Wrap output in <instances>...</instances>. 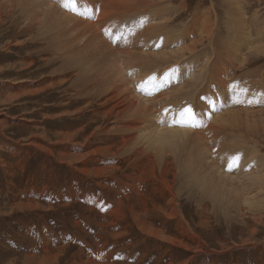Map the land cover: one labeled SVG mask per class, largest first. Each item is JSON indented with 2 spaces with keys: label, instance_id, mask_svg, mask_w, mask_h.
Returning a JSON list of instances; mask_svg holds the SVG:
<instances>
[{
  "label": "rangeland",
  "instance_id": "obj_1",
  "mask_svg": "<svg viewBox=\"0 0 264 264\" xmlns=\"http://www.w3.org/2000/svg\"><path fill=\"white\" fill-rule=\"evenodd\" d=\"M47 1L49 2V0ZM175 1L171 3L172 7L176 4H179L178 0ZM187 1L188 8L187 12H185L187 16L184 14L183 17L186 16V18L189 19L191 9L196 5L197 0ZM204 1L205 3L210 2V0ZM221 1L222 0H220V2ZM232 1L233 0H230V9L232 8L233 11L238 12V8H236L235 4L236 0L233 2ZM33 2V0H21L20 6H23V11H21L22 8L20 9V7L17 5L18 8H15L16 13L13 15V19H8V17L6 16V10L0 9V253L2 252L5 255H0V264H26V260L30 258V255L42 256L46 254L45 251L53 255L54 261L52 260V264H264V219H262L260 223L254 221L255 219H253V217L252 219H249L251 215H256L257 212L255 211V209H252L254 212L252 210H250L251 213L248 211V218L242 219L243 222H240V224L238 222V215L240 213L237 214L239 206L236 205L238 203L237 200L241 198L242 194H244L245 192H250L249 190L243 189V187H252L253 190L251 191H254L256 188H261L259 192L256 191L253 194L259 197L258 202H260L261 206H263L264 209V177H262L264 175L257 177L248 175L251 174V172L253 173V171L255 172V170L257 173L259 171L261 172L262 170L264 171V160L262 159L264 158V76H261L264 75V72H262V66H264V57H260L262 59L261 61L254 62L252 65L246 66L248 72H253V74H249L248 72H245V70H243L242 72L244 73L241 74L240 72H238L239 69H237L236 64H234V68V66H232L233 62H230L232 61L230 58H233L231 53L229 52L230 49L225 48L224 51L229 52L231 57H229L228 55L229 58H227L229 61L227 59L222 60L218 63V65L220 69H225V67L229 68V71L226 74L228 79L225 78V82L227 85H222L220 79L218 80L217 77L213 76L214 72H209L206 75L203 73H200L199 75L195 73L199 76L200 82H198V76L195 75V77H197V81L193 78L194 70H197L195 66H197V64H199V62L202 61L210 53L211 49L209 45H206V47L203 49L201 47V52L199 50L200 55H197V53L195 52L194 54H192L193 56L187 53L183 54L185 56L182 55V57H184L182 59V57L179 55L174 56V54L178 53V40H173L171 38V40L165 41L166 43H164L163 40H161L163 39L161 33L157 36L154 34L153 36L155 38L151 36V40L149 39V36L147 37V39L145 38L146 40H143L144 43L140 42V46H142L143 50L147 51L148 49L147 52H151V54L154 55H161V53L164 52L166 56L170 55L168 57H174L178 60L176 64V61H170V58L169 61L171 63H173V61L175 62L173 64L167 62V64H165V67L164 65H161L162 69L155 70L154 67L149 66V69H154V71L152 70L149 73L147 72V74H145V77L143 76L142 79H139L140 82L138 80L136 81L138 82V84H136V89H140L139 95L144 98L149 97L148 95L143 94L144 91H150L154 87H159V90L156 91L154 95H151L152 97H154L157 94L160 95L162 92L164 93V91L167 92L168 88V92L166 93V95L168 94V96L166 97L164 95V97L168 99V97H171L172 94L174 99L169 98L168 101L166 99V101L160 103V105L164 108L163 111L169 108L179 109L191 104L193 110L200 113L201 111H206L205 106L208 107L209 102H213L217 108H219L222 104L225 105L223 110H226V108H229L227 106L231 105V107L226 110V112L229 110V112L227 113L225 111L223 112L222 110H220L221 112L218 111L219 113H212L211 109H209L207 110L208 112L206 111L204 116L205 120L207 119V122L209 123L211 121L210 119H212L215 115L217 119L213 118L212 121L214 120V122H210L209 125L215 123V121L217 120L215 125L219 128L223 127L225 129L224 135L227 139H225L223 136L224 129L222 128L223 131H221V133L213 137L209 136L205 138L206 140L204 138L203 140H201L202 138L199 137L198 141L200 146L198 144V141L188 143L189 146L186 152L183 151L177 158L178 162L176 167L173 166L174 164L169 156H166L164 160L160 162V164L159 161H156L155 156H145V154L143 155L142 152L141 155L143 157H141L140 153H133L130 156L128 155V157L124 156L125 154L119 156L118 151L121 146V136L117 131H115V128L117 127L116 124L113 121H109V119L107 118L105 119V106H102L100 108V105H98V103L101 101V98H99V100H96L95 105L90 106V109L88 108L86 111H83L81 114L83 116L69 117L70 119L64 117L59 118V115L61 114H74L76 111H78L79 108L81 109L84 106L83 104H87L88 102H90L91 99H89L88 96L90 97L91 93H86L87 88L85 87L86 89H83V85L80 86L82 84L81 78H83L86 73L83 74L84 76L82 77L77 76L79 74L75 71L74 68V70H71L72 67L69 65L71 61L67 58L66 55L64 58V55L55 56L56 53L51 52V49L54 51L53 45H56L55 42L58 41H56V37H53L56 36V31L53 30V32H48L52 25L49 23H52L53 16L55 18L63 11L73 18L89 19L92 17L94 6L93 8H91L88 5V3H91V1H88L87 3L86 0H75V7L77 11L74 12L70 11L68 8L63 7L62 3L59 2V0H50L52 4L54 3L53 6H51V8L47 7L42 11V13L40 14V21L34 23L33 29L30 31L22 30L16 22L18 21L19 23L21 22V20H23V14L25 13L24 11H27L28 9L27 12H29V10L33 6L36 9L39 8V12L41 10L42 3ZM243 2H246V4L244 3V5L246 6H243L241 4L240 9H243L244 13L240 9L239 10L242 12L241 15L244 14V16L242 17H245V21H240V26L232 27L230 29V32L231 35L233 34V32H235L238 37L244 39L243 41H245L246 39V37L244 36L247 32L248 34L250 33L249 35L246 34L248 39L251 37V35L253 36L251 37L252 39H249L251 41H248L252 44H249L248 42H241V47L238 52L241 56H248L254 54L253 52L250 53V50L254 47L257 48L260 46H264V44L259 43L258 45L256 43H254L255 45H253L252 41L256 39L259 33L257 34L253 29L257 28L255 27L256 25H254V23H248L251 20V16H254L251 21H256L258 24L259 22H262V24H264V0H244ZM233 4L235 5L233 6ZM30 5L32 6L31 8ZM218 6L220 5L218 4ZM25 8L27 9L24 10ZM232 9L230 11L231 17H233L234 15L235 17H237L236 13H234ZM94 10L95 14L98 15V12L100 11L99 5L96 7V9L94 8ZM151 10L156 9H149L145 12H151ZM217 10V16L220 14L217 22L219 24V29H221L220 23L223 22L221 20V17L224 16L225 12H223L220 7H217ZM18 12H21L20 16H17V14H19ZM238 14L240 15L239 12L237 13V15ZM186 18L184 19L185 22L187 21ZM116 20L114 24L104 25L100 29V35L110 44L112 48L118 47L119 49L116 48V50L117 52L119 50V53L121 54L120 51L124 50L121 48H126L130 46L133 34H129L128 28L122 27L124 25H116L120 21L125 20L124 18L122 20ZM138 20L131 21L126 25L135 24L136 22H138ZM133 29L135 31L134 27ZM177 29L179 28H175V32H177ZM222 30H220V32L224 33L225 30ZM116 32H123L125 33V36L121 37L116 43H113V39L115 37ZM106 33H111V35ZM171 33L173 32L171 31ZM51 35H53L52 38ZM173 35L174 34H171V36ZM151 42L154 43L152 44ZM161 44H166V46H161ZM157 45L160 46L156 47ZM57 46H59V44H57ZM154 46L157 50L153 48ZM170 46L172 48H169L168 51L167 48ZM172 49L174 51H172ZM216 49H218L219 51L218 47H216ZM154 50L156 51L154 52ZM51 53L54 54V58ZM75 54L77 56L80 55L77 53ZM81 54L82 56L84 55L86 57L85 58L83 56L82 58V61L85 62V65H90L91 63L90 66H93L91 54L88 52ZM76 55H74L73 60H76ZM57 57L59 59L56 60ZM247 58L249 59V56ZM39 59L44 60V62L40 64ZM45 61L48 64H46ZM67 61H69V63ZM141 61L136 63V65L139 64V66H135V69L129 72L136 74L137 71L141 68V66L144 65V63H142ZM61 63H63V65L66 64L65 69L67 71L64 69V66L63 68L61 67ZM167 65L169 67H167ZM177 66H179V75L181 79L179 80V82H170L167 83L166 86H164L166 84V81L171 80V77H166L165 74L168 73L171 69L176 68ZM216 66L212 69H215ZM67 67L69 69H67ZM230 68L233 69L231 70ZM189 69H191L190 76L189 74H187ZM53 70L56 71L54 72ZM93 70L94 69L90 71L94 72ZM61 71L62 73H60ZM230 71H234L232 74V78L230 77ZM48 72L50 73V75ZM129 72L126 73L127 78H129L128 76H131L129 75ZM74 73L75 75H77L75 76ZM80 74H82V72ZM188 76L189 78L191 76L193 77L192 79H188ZM60 77L63 80H60ZM76 77L78 83L80 81L81 84L78 85L77 80L75 79ZM153 77H155L154 81L151 80V78ZM200 77H203V79L205 80L203 81V84H201L202 79H200ZM64 80H66L65 84L62 86L59 85ZM43 81L45 83H43ZM259 81L262 84H259ZM184 82H187V84H184L186 85L185 89L184 87H181V85L184 86ZM199 83L203 86H199ZM67 84H69V88L65 87L67 86ZM74 84L81 88L74 86ZM174 84H178L180 87H176L180 88V90H182L184 94L180 92L179 89L177 92V89ZM195 84H198V86H195ZM233 84H239L241 87L247 88V93L244 97H242V99H255L254 102L260 101V104L255 102V104L253 103L252 108L251 105L249 106L246 104H241L240 106L239 104L238 107L240 106V109L237 108V104H232L231 102L232 93L229 91V86ZM131 85L132 83H130V86ZM190 85H192V87ZM193 85L195 86L194 90H196V92L192 93L191 90L193 89L191 88H193ZM10 86H12V88H10ZM133 86H135L134 82ZM170 86H174V88ZM35 87L36 90L38 89L37 92H35L34 90ZM73 89L75 90L72 93ZM77 89L79 90V92ZM173 89H175L176 92ZM183 89L185 90V92ZM250 89L254 93L253 95ZM186 90L187 92H191L192 94L187 93ZM80 92H82V94L85 92V96L81 95ZM75 93L78 96H76ZM181 93L183 95H181L182 97L185 96L184 98L180 96ZM70 94L73 95L69 96ZM80 96V99L77 98ZM189 97L192 98H190V100H185ZM201 97H206L207 99H201ZM178 99L180 101L179 103H177ZM80 102L82 103V105ZM73 104L78 105L76 107ZM243 105H246V107L250 108L248 109ZM259 105L261 106V108ZM56 108H58L60 111ZM70 108L72 109V111ZM245 108L246 111L249 110L248 113L245 111ZM255 108L259 109L257 110L258 113L256 111H252V109L254 110ZM230 109H234V111H237V113L233 110L231 111L234 113L230 112ZM250 109L254 113H252ZM156 113L158 112L155 110V113L153 114V119L154 117H156ZM216 114H218V116ZM210 115L211 118H209ZM91 118L94 119L93 122H96L97 126L101 127V132L103 131L104 134L100 132L102 135L98 134L100 136H95V138L93 137L90 141L83 142L84 139H88L87 137L89 135H86L87 137L85 136L84 139H81L80 136L75 135L74 132L78 128L86 125ZM226 130L228 132L230 131L229 133L233 135L230 136V138H234V140L230 139L231 142H228L229 133L227 134ZM234 130L235 132H232ZM133 132H131L129 135V138L131 139V146L133 148L137 147L139 144L142 145H139L137 148L146 146V143H148V136L145 134L146 131L141 130L140 132H135L134 134ZM237 132L241 133L237 134ZM53 134H56L57 136L61 137V139L56 140V137ZM65 136L68 137L67 140H63L62 137ZM136 136L140 138L138 139ZM214 137L217 138L215 139ZM259 137L262 138L263 141L260 142ZM222 138L224 140V143L221 144L225 145L226 142L225 147L220 144V142H222ZM241 138L242 141L240 140ZM211 139L212 143L209 142ZM246 139H248V142L246 141ZM254 139H256L257 141ZM138 141L140 143H138L137 145ZM234 141L235 143H233ZM66 142L70 144H67ZM143 142L145 143V145ZM236 142H238V146L239 143L241 145L239 149L237 146V149H235L236 147H234V144L237 145ZM192 143H194L195 145H193ZM207 143H209V145ZM227 143H230V145L233 143L232 145L234 146L231 145L230 148L233 147L234 149H228ZM245 143L246 148L243 149L242 146H244ZM253 143H256L257 145L254 144L255 147L249 149V147L252 146ZM196 145H198L199 148ZM203 145L204 147H207L206 150L209 149V152L204 153L202 156L201 150H204V152H206L205 148L201 149ZM192 148H196L201 152V154L199 151L195 149L193 150ZM88 149L92 151H97L98 153L95 152V155L92 154L86 158L79 159L76 161L73 160V162H71L72 155L75 156L73 157V159L79 158L80 155H83L87 151H89ZM191 149L193 150V152L197 151V153L201 155L200 159H203L201 157L207 156L206 154H208V156L204 157L203 160H200L198 159L199 155L195 154V152L193 153ZM224 149L229 150V152L231 150L234 151H231L230 154H228V151H224ZM72 150L74 153H72ZM109 151L111 152L109 153ZM221 151L225 152L226 154ZM235 151L237 153L243 154L241 156H245L246 159H248L244 161V164L246 163L245 165L243 164L245 167L240 164L241 167H239V170H237L238 173H235L236 170H234L233 173L225 171V173H227L228 175H224L225 173L223 172L226 167L222 166V164L225 163L227 166L228 157L236 155L237 153H234ZM232 152L234 153V155ZM220 153H222L223 155ZM244 153L247 154L245 155ZM258 154L259 156L255 157V155ZM111 156L112 158H110ZM215 156L217 157V159ZM251 156L253 159L251 158L250 160ZM61 157L65 158V160H63ZM137 157L138 159H135ZM207 158L213 161L211 162L210 160H205ZM256 158L259 159L257 160ZM242 159L245 158H241V160ZM217 160L219 161L217 162ZM254 160L257 161L255 162ZM198 161L200 163H198ZM201 161L206 166L203 165ZM215 161L218 164L221 163V165L217 164L219 166V169H216L217 166L214 163ZM151 162H155L154 164L156 168ZM64 163L67 164V166ZM181 163H183L185 166ZM169 164H171L170 167L168 166ZM194 164L197 166H195ZM201 164L203 166H201ZM213 164H215L214 168L216 170H213ZM252 164H255L256 166L253 165L254 168L251 167L249 170H247L248 172H250V170L253 169L250 173L244 171L245 168ZM258 164L260 166H258ZM111 166L113 167L111 168ZM181 166H184V169H181ZM104 167H107L108 169ZM195 167H197L198 169ZM89 168H97V170L99 169L98 171H100V173L94 176V174H91L92 169L90 170ZM84 169H86V171L88 169L90 172H86ZM100 169H104L105 172H103L102 170L101 173ZM106 169L108 171H106ZM167 169L170 171H167ZM220 170L223 172H221ZM240 170L241 173H239ZM183 172L186 174H183ZM159 175L161 178L159 177ZM179 175L183 177L180 178ZM186 175H188L189 178L188 176L186 177ZM193 175H195V177ZM210 176H212V178ZM144 177H146L147 179ZM175 178L176 180H174ZM259 178L262 179L261 183L259 182ZM194 179L197 181V183L193 181ZM201 179L203 180L201 181ZM207 179H210L209 181H212L213 184L209 181H206ZM160 182H163V186L162 184H160ZM182 182L184 183L182 184ZM175 183H177L178 185ZM195 184H197L198 187L201 184L198 188L201 189L198 190L197 187H194L196 186ZM129 185L130 187L128 188ZM170 185L171 187L173 186V192L175 191L174 193L176 201L180 205L182 204L181 206L183 209H181V214L184 218L183 220L185 222V225H183V223H179L177 219L166 217L167 205L165 204V202L167 203L168 201L169 191L167 190H170ZM209 185H213V187L215 186V190L220 192L219 194L217 192V197L215 196L213 202L212 198H210L211 196L207 194V191L210 187ZM229 186L230 188H228ZM132 187H135V189L132 190ZM204 187L206 189L205 191ZM149 189L150 192L148 191ZM221 193H226V195H222ZM239 193H241V195ZM125 197H127V199ZM208 199H211V201ZM260 199L263 201H260ZM217 200L219 201L218 203ZM220 201H222V205L220 204ZM199 202L201 205L199 204ZM210 202L214 204H211ZM198 206L200 208L202 206L203 207L199 209ZM118 211L120 212V214L118 213ZM159 211L161 212L158 213ZM151 213L155 216L153 218L154 220L152 218H148L150 217ZM140 222L144 223L141 224ZM143 224L145 226H148V228L145 227ZM122 225H124L126 229L124 226L122 227ZM113 231L119 236L114 235L115 233ZM110 234H112V236H110ZM168 242L172 244L170 245ZM78 247H80L82 250ZM73 254L75 255V257L73 256ZM76 254L78 256H76ZM108 254L110 257L108 256ZM71 255L74 257V259ZM91 258L92 261H90ZM14 259L17 260L15 262H12Z\"/></svg>",
  "mask_w": 264,
  "mask_h": 264
},
{
  "label": "bare ground",
  "instance_id": "obj_2",
  "mask_svg": "<svg viewBox=\"0 0 264 264\" xmlns=\"http://www.w3.org/2000/svg\"><path fill=\"white\" fill-rule=\"evenodd\" d=\"M20 1L21 0H0V9H5L6 10V16L8 17V19L9 18H12L13 17V15L16 13L15 12V8L17 9L18 7H17V5L20 7V9L23 7H21L20 6ZM29 1H31V0H29ZM34 2L33 3H35V2H41L42 3V6H41V10H40V12H39V8L38 9H36L34 6L32 7L31 5H30V10H29V12H27L28 11V9L27 8H25L24 10H26L27 9V11H24L23 13V20H21V22H19L18 23V21L16 22L17 23V25L20 27V29H22V30H28V31H30V30H32L33 29V25H34V23H36V22H39L40 21V14L42 13V11L45 9V8H51V6H53V4L50 2V0H49V2L47 1V0H33ZM88 1H91V3H88ZM175 1V0H174ZM173 0H86V2L88 3V5L91 7V8H93V6H94V8L96 9V7L99 5V8H100V11L98 12L99 14L98 15H96L95 14V10H94V8H93V14H92V17L91 18H89V19H82V18H79V19H77V18H73V17H71V16H69L68 14H66L64 11L62 12V13H60L58 16H56L55 18H54V16H53V21H52V23H49V24H52L51 25V27H50V29H49V31L48 32H50V31H52L53 32V30L54 31H56L57 32V34H56V32H55V34H56V36H53V35H51V38H52V36L55 38V39H57L56 41H58V42H55V44L56 45H53V49H54V51L51 49V52H53V53H56V55L55 56H57V55H60V56H62V55H64V58H65V55L67 56V58L71 61V63L69 64L72 68H71V70H74L75 69V71L79 74V75H77V76H84L83 74H85L86 73V75L83 77V78H81V81H82V84L80 83V81H79V83H78V80H77V77L75 78L76 80H77V83H78V85L79 84H81L80 86H82L83 85V89H86L87 91H86V93H91L90 94V97L88 96V98L89 99H91L90 100V102H88L87 104H83L84 106L80 109H78V111H76L74 114H68V113H65V114H61V115H59V118H61V117H64V118H69V117H74V116H76V117H79V116H83V115H81L82 114V112L83 111H86L90 106H92V105H95V103H96V100H99V98H101V101L98 103V105H100V108L102 107V106H105V110H104V117H105V119L107 118V119H109V121H113L115 124H116V128H115V131H117L118 133H119V135L121 136V146H120V148H119V156L120 155H122V154H125L124 156H127L128 157V155L130 156L131 154H133V153H137V154H139L140 153V155H141V152L143 153V155L145 154V156H149V155H153V156H155V159H156V161H159V164H160V162H162L163 160H164V158L166 157V156H169L170 157V159H171V161L173 162V166H177V158L180 156V154L183 152V151H185L186 152V150H187V148H188V143H190V142H195V141H198V139H199V137L200 138H202L201 140H203V138L205 139V138H207V137H209V136H215V135H217V134H219V133H221V131H223V129L222 128H219L218 126H216L215 124H216V121H215V123H213V124H210L209 125V123L211 122H214V120L212 121V119L213 118H215V119H217L216 117H215V115L213 116V118L212 119H210L211 121L208 123L207 122V119L205 120V123H206V126L203 128V129H201V130H192V129H186V128H179V127H158V126H156V124H155V118L156 117H154V119H153V114L155 113V110L159 113V112H161V111H163V107L160 105V103H162V102H164V101H166V99L167 98H165L164 97V95L167 97L168 96V94L166 95V93L168 92V88H167V92H165L164 91V93L162 92L160 95H156V96H154V97H146V98H144V97H141L140 95H139V92H140V89H136V84H138V82H136L137 80L139 81V79H142L143 78V76L145 77V74H147V72L149 73L150 71H154V69L155 70H157V69H162L161 68V65H164V67H165V64H167V62H170V61H172V60H175V61H173V63L175 62L176 64H177V60L178 59H176V58H174V57H168V56H170V55H167L166 56V54L163 52V53H161V55H154V54H151V52H147L148 51V49H147V51L146 50H143V48H142V46H140V42H143V40L146 38L147 39V37L149 36V39L151 38V36L152 37H154L153 35L155 34L156 36L157 35H159L160 33L162 34V36H163V39H161V40H163V42L164 43H166L165 41H168V40H171V38L173 39V40H178V43H177V50H178V53H176V54H174V56H181L182 57V55L183 54H189V55H192V54H194V52L195 53H197V55L199 54V50L201 49V47H202V49L203 48H205L206 47V45H209V47H210V49H211V51H210V53L202 60V61H200L199 62V64H197V66H195V68L197 69V70H194V74H193V76H191L190 78H189V76L191 75V74H189V76L187 77L188 79H192V77L196 80V78L197 77H195V75L196 74H207V73H209V72H214V74H213V76H215V77H217L218 78V80L220 79V82H221V84L222 85H224V86H226L227 84H226V82H225V78L226 79H228V77H227V72L229 71V68H226L225 66V69H220V67H219V65H218V63L220 62V61H222V60H228V58L229 57H231L230 56V54H229V52L231 53V55H232V57L233 58H230L232 61H230V62H233L232 63V66H234V68H235V65L234 64H236V67H237V69H239L238 70V72H240L241 74L242 73H244V72H242L243 70H245V72H248V70H247V68H246V66H248V65H252L254 62H259V61H261L262 59L261 58H263L264 57V46H260V47H254L253 49H251L252 48V46H251V50L250 49H248V50H250V53L251 52H253L254 54L253 55H248L249 56V59L247 58L248 56H241V55H239V49H240V47H241V42H248V41H251V40H249V39H252L251 37H253L252 35H251V37L248 39V37L246 36V34H248V32L245 34V36L244 37H246V39H245V41H243L244 39H241L240 37H238L236 34H235V32H233V34L231 35V32H230V29L232 28V27H235V26H240V24H241V22L240 21H245V17H242V16H244V14L243 15H241L242 14V12L244 11L243 9H240V5L242 4L243 6H246V5H244V3L246 4V2H243L244 0H233V1H235V4H236V8H238V12L240 13V15L238 14L237 15V13L238 12H236V11H233V9H232V11L234 12V13H236V16L237 17H235V15L233 16V17H231V9H230V0H222L221 2H220V0H210V2L209 3H205V1L204 0H197V3H196V5L191 9V12H190V16H189V19L188 18H186V14H185V12H187V8H188V6H187V0L185 1V0H178V3L179 4H176L175 6H171V3L172 2H174ZM232 1V2H233ZM176 2V1H175ZM208 4V5H207ZM218 4L220 5V6H218ZM235 4H233V6L235 5ZM39 6V5H38ZM96 6V7H95ZM217 7L219 8H221L222 10H223V12H225V14H224V16H222L221 17V20L223 21V22H221L220 23V25H221V29H219V24H218V17H219V15L217 16V14H218V10H217ZM244 8V7H243ZM149 9H156V10H151V12H145V11H148ZM189 9V10H190ZM242 11H240V10ZM60 10V9H59ZM236 10V9H235ZM20 11V10H19ZM21 11H23V8H22V10ZM232 12V13H233ZM248 12V11H247ZM19 13V12H18ZM244 13V12H243ZM3 14H4V12H3ZM184 14L186 15L185 17H183L184 16ZM248 14V13H247ZM20 16L21 15V12L19 13V14H17V16ZM253 15H255V14H253ZM141 17H146L147 18V22H144L143 24H142V26H140V23H139V20H140V18ZM253 17L254 16H251V20L253 19ZM125 19V20H122V19ZM187 19V21L185 22L184 21V19ZM13 19V18H12ZM44 19V18H43ZM46 19V18H45ZM122 20V21H120L119 23H117L116 25H126L127 23H129V22H131V21H135V20H138V22H136L135 24H131V26H133L134 28H135V33L132 35V42H131V44H130V46H128V47H126V48H121V49H124V50H122V51H120L121 52V54L119 53V50H118V52H117V50H116V48H118V47H116V48H112L111 46H110V44L105 40V39H103L102 37H101V35H100V29L104 26V25H106V24H114L115 23V20ZM249 19V18H248ZM116 20V21H117ZM250 20V22H248L249 24L250 23H254V25H256L255 27H257V28H253L254 30H255V32L258 34L259 33V35L256 37V39H254L252 42H253V45H255L254 43H256L257 45H258V43L259 44H264V24H262V22H259V24L255 21V22H253V21H251ZM257 20V19H256ZM49 22V21H48ZM247 23V22H246ZM1 25V24H0ZM40 25V24H39ZM247 25V24H246ZM246 25H243V26H246ZM49 26V25H48ZM248 26V25H247ZM251 26V25H250ZM179 28V29H177V32H175V28ZM49 28V27H48ZM225 30L224 31V33H221L220 32V30ZM246 29H247V27H246ZM257 29V30H256ZM39 30V29H38ZM222 30V31H223ZM21 31V30H20ZM42 31V30H41ZM171 31L173 32V33H171ZM239 31V30H238ZM246 31H248V30H246ZM44 32V31H43ZM51 32V33H52ZM255 33V34H256ZM39 34H40V32H39ZM171 34H174L173 36H171ZM250 34V33H249ZM248 34V35H249ZM49 35V34H48ZM230 36H231V38H230ZM240 36V35H239ZM242 36V35H241ZM43 37V36H42ZM61 37H63V38H61ZM167 37H169V38H167ZM155 38V37H154ZM160 38V37H159ZM44 39V38H43ZM46 39H48V38H46ZM145 39V40H146ZM151 40V39H150ZM28 41V40H27ZM26 41V42H27ZM38 41V40H37ZM47 41V40H46ZM53 41V40H52ZM173 42V41H172ZM47 43V42H46ZM144 43V42H143ZM143 43H142V45H143ZM146 43V42H145ZM152 43V42H151ZM154 43V42H153ZM152 43V44H153ZM171 43V42H170ZM249 44H252V43H250V42H248ZM27 44V43H26ZM28 44H29V42H28ZM50 44V43H49ZM53 44V43H52ZM51 44V45H52ZM57 44H59V46H57ZM247 44V43H246ZM165 46H166V44H164ZM164 45H162L161 44V46H164ZM168 45H170V44H168ZM167 45V46H168ZM248 45V44H247ZM16 46V45H15ZM160 46V45H159ZM204 46V47H203ZM157 47V46H156ZM172 47H173V44H172ZM171 46L170 47H168L167 48V50L169 49V48H172ZM216 47H218L219 48V51H218V49H216ZM245 47V46H244ZM249 47V46H248ZM48 48H51V47H48ZM153 48H155V46L153 47ZM166 48V47H165ZM199 48V49H198ZM225 48H228V49H230V51L229 52H225L224 50H225ZM263 48V49H262ZM119 49V48H118ZM120 49V50H121ZM146 49V48H145ZM156 49V48H155ZM161 49V48H160ZM176 49V48H175ZM197 49H198V51H197ZM246 49V48H245ZM261 49H262V51H261ZM40 50V49H39ZM50 50V49H49ZM150 50V49H149ZM157 50V49H156ZM156 50H154V52L156 51ZM158 50H159V48H158ZM242 50H243V48H242ZM152 51V50H151ZM169 51V50H168ZM172 51H174L173 49H172ZM197 51V52H196ZM207 51H209V50H207ZM245 51H247V50H245ZM44 52V51H43ZM86 52H88V53H90L91 54V58H92V62H93V66H90L91 65V63L90 62H88V63H90V65L89 64H86L85 65V62L84 61H82V58H83V56H82V54L81 53H86ZM123 52H125V53H123ZM159 52H160V50H159ZM186 52V53H185ZM200 52H201V50H200ZM221 52V53H220ZM75 53H77V54H80V55H76ZM205 53H206V51H205ZM240 53H241V51H240ZM243 53V52H242ZM249 53V54H250ZM39 55V54H38ZM51 55H53V58L55 57L54 56V54H52L51 53ZM74 55H76V60H73L74 59ZM200 55V54H199ZM228 55H229V57H228ZM245 55V54H244ZM86 56H87V54H86ZM183 56H185V55H183ZM193 56V55H192ZM195 56V55H194ZM204 56V55H203ZM35 57V56H34ZM85 57V56H84ZM89 57V58H90ZM168 57V58H167ZM180 57V58H181ZM228 57V58H227ZM243 57V58H242ZM261 57V58H260ZM66 58V59H67ZM86 58V57H85ZM171 58V59H170ZM184 57H182V59H183ZM186 58V57H185ZM189 58V57H188ZM49 59V58H48ZM52 59V58H51ZM57 59H59L58 57L56 58V60ZM88 59V58H87ZM169 59H170V61H169ZM47 60V59H46ZM55 60V59H54ZM61 60V59H60ZM91 60V59H90ZM142 60V61H141ZM186 60V59H185ZM39 61H40V64L41 63H43L44 62V60H42V59H39ZM63 61V60H62ZM61 61V62H62ZM139 61H141L142 63H144V65H142L141 66V68L137 71V73L136 74H132L131 76H128L129 78H127V76H126V73L127 72H129V71H131V70H133V69H135V66H139V64H137L136 65V63L137 62H139ZM180 61V60H179ZM229 61V60H228ZM46 62V61H45ZM51 62V61H50ZM68 63H69V61H67ZM84 62V63H83ZM188 62V61H187ZM171 63V62H170ZM173 63H171V64H173ZM46 64H48L47 62H46ZM62 64V68H63V66H64V69H65V66H66V64H64L63 65V63H61ZM146 64V65H145ZM185 64V63H184ZM77 65V66H76ZM217 65V66H216ZM149 66L150 67H154V69H149ZM174 66V65H173ZM216 66V68L215 69H212L213 67H215ZM230 66V65H229ZM92 67H94V68H92ZM164 67H163V69H164ZM167 67H169L168 65H167ZM167 67H166V69H167ZM223 67V66H222ZM41 68V67H40ZM48 68V67H47ZM57 68V67H56ZM55 68V69H56ZM74 68V69H73ZM194 68V69H195ZM51 69V68H50ZM67 69H69L68 67H67ZM92 69H94L93 71L94 72H92V71H90V70H92ZM231 69V68H230ZM233 69V68H232ZM231 69V70H232ZM263 69H264V66H262V72H264L263 71ZM60 70H63V69H60ZM66 70V69H65ZM54 72L56 71V70H53ZM52 71V72H53ZM67 71V70H66ZM69 71V70H68ZM127 71V72H126ZM135 71V70H134ZM160 71V70H159ZM197 71V72H196ZM252 71H256V70H252ZM82 72V74H80ZM191 72V71H190ZM233 72L234 71H230V77L232 78V74H233ZM262 72H260V73H262ZM49 73V72H48ZM57 73V72H56ZM55 73V74H56ZM60 73H62V71L60 72ZM64 73V72H63ZM161 73H163V72H161ZM196 73V74H195ZM249 73V72H248ZM253 74V72H250L249 74ZM259 73V74H260ZM58 74V73H57ZM65 74H66V72H65ZM235 74V73H234ZM256 74V73H255ZM49 75H50V73H49ZM52 75V74H51ZM74 75H75V73H74ZM75 75V76H76ZM198 75H196V76H198ZM229 75V74H228ZM245 75H246V73H245ZM46 76V75H45ZM74 76V77H75ZM201 76V75H200ZM202 76H204V75H202ZM234 76V75H233ZM236 76H237V74H236ZM239 76V75H238ZM240 76H242V75H240ZM261 76H264V75H261ZM260 76V77H261ZM44 77V76H43ZM73 77V78H74ZM147 77V76H146ZM206 77V76H205ZM229 77V78H230ZM235 77V76H234ZM245 77V76H244ZM48 78H49V76H48ZM53 78V77H52ZM61 78V77H60ZM65 78V77H64ZM79 78V77H78ZM207 78V77H206ZM41 79V78H40ZM56 79V78H55ZM187 79V80H188ZM200 79H202V83L201 84H203V81H205L204 79H203V77L201 78L200 77ZM235 79V78H234ZM47 80V79H46ZM52 80V79H51ZM54 80V79H53ZM57 80V79H56ZM60 80H63L62 78L60 79ZM70 80V79H69ZM185 80V79H184ZM198 80H199V76H198ZM207 80V79H206ZM237 80V79H236ZM262 80V79H261ZM58 81V80H57ZM143 81V80H142ZM182 81V80H181ZM192 81V80H191ZM194 81V80H193ZM197 81V80H196ZM227 81V80H226ZM231 81H232V79H231ZM256 81V80H255ZM257 81H258V79H257ZM52 82V81H51ZM65 82H66V80H64V81H62L59 85H64L65 84ZM68 82V81H67ZM70 82V81H69ZM133 82L135 83V86H133ZM140 82V81H139ZM187 82H189V81H187ZM187 82H184L183 83V85L184 84H187ZM198 82H200V80L198 81ZM197 82V83H198ZM216 82V81H215ZM214 82V83H215ZM43 83H45L44 81H43ZM57 83V82H56ZM75 83V82H74ZM130 83H132V87L130 86ZM190 83H192V82H190ZM193 83H195V82H193ZM206 83H207V81H206ZM229 83V82H228ZM254 83V82H253ZM261 82L259 81V84H260ZM40 84H42V83H40ZM69 84H71V83H69ZM69 84H67V86H65L66 88L69 86ZM189 84V83H188ZM200 83H199V86L201 85ZM262 84V83H261ZM44 85V84H43ZM49 85V84H48ZM208 85V84H207ZM257 85V84H256ZM74 86H77V85H75L74 84ZM174 86L176 87H180L178 84L177 85H175L174 84ZM174 86H170V87H172V88H174ZM186 85H184V86H182L181 85V87H184V89L186 88L185 87ZM191 87H192V85H190ZM195 86H198V84H195ZM194 85H193V88H191V89H193V90H191V92L193 93V92H196V90H194L195 87ZM203 85H201V87H202ZM229 86V85H228ZM14 87V86H13ZM47 87V86H46ZM65 87H63V88H65ZM71 87V86H70ZM77 87H79V86H77ZM86 87V88H85ZM170 87H169V89H170ZM176 87V89H177V92H178V89L180 90V88H177ZM247 87V86H246ZM253 87V86H252ZM10 88H12V86H10ZM9 88V89H10ZM41 88V87H40ZM69 88V87H68ZM72 88H74V87H72ZM79 88H81V87H79ZM78 88V89H79ZM197 88V87H196ZM251 88V87H250ZM262 88V87H261ZM34 89V88H33ZM76 89V88H75ZM75 89H73L72 90V93L74 92V90ZM77 89V90H78ZM183 89V90H184ZM199 89H200V87H199ZM198 89V90H199ZM205 89V88H204ZM247 89V88H246ZM35 92H37V90H36V87H35ZM34 90H33V92H34ZM43 90V89H42ZM48 90V89H47ZM46 90V91H47ZM171 90V89H170ZM173 90H175V89H173ZM251 90V89H250ZM254 90V89H253ZM80 91H82V90H80ZM78 92H79V90H78ZM171 92H172V90H171ZM175 92H176V90H175ZM180 92H182V90H180ZM184 92H185V90H184ZM186 92H187V90H186ZM189 93V92H187V93H189V94H192V93ZM251 92H252V90H251ZM81 93V95H84L85 94V92L82 94V92H80ZM183 93V92H182ZM182 93L180 94V96L182 95ZM202 93V92H201ZM209 93V92H208ZM256 93H257V90H256ZM36 94V93H35ZM68 94H69V92H68ZM76 94V93H75ZM170 94V93H169ZM177 94H179V93H177ZM184 94V93H183ZM198 94V93H197ZM254 93L252 92V95H253ZM71 95H73V94H70L69 96H71ZM186 95V94H185ZM259 95V94H258ZM68 96V95H67ZM76 96H78L77 94H76ZM85 96V95H84ZM177 96V95H176ZM183 96V95H182ZM181 96V97H182ZM196 96V95H195ZM198 96V95H197ZM210 96H212V95H210ZM232 96V95H231ZM74 97V96H73ZM185 97V96H184ZM184 97H182V98H184ZM187 97V96H186ZM230 97V96H229ZM75 98V97H74ZM77 98H81V96L80 97H77ZM87 98V99H88ZM169 98H173L174 99V97L172 96V94H171V97H168V99ZM177 98V97H176ZM190 98H192V97H189V98H187V99H185V100H190ZM196 98V97H195ZM253 98V97H252ZM258 98H259V96H258ZM68 99V98H67ZM168 99H167V101H168ZM227 99V98H226ZM85 100V99H84ZM228 100V99H227ZM231 100V99H230ZM255 100V99H254ZM73 102V101H72ZM71 102V103H72ZM75 102V101H74ZM84 102V101H83ZM177 102V101H176ZM180 101H179V99H178V102L177 103H179ZM190 102V101H189ZM262 102V101H261ZM81 103V102H80ZM79 103V104H80ZM170 103H172V102H170ZM191 103V102H190ZM62 104V103H61ZM70 104V103H69ZM69 104H67V105H69ZM75 104V103H74ZM73 104V105H74ZM185 104H187V103H185ZM254 104H255V102H254ZM260 104V103H259ZM63 105V104H62ZM78 105V104H77ZM77 105H74V106H76L77 107ZM81 105H82V103H81ZM168 105V104H167ZM190 106H191V104H189ZM238 105L239 104H237V108H239L240 106H241V104H240V106L238 107ZM247 105V104H246ZM246 105H243V106H245L246 107ZM253 105V104H252ZM252 105H251V108H252ZM262 105V104H261ZM69 106H71V105H69ZM68 106V107H69ZM74 106H72V107H74ZM80 106V105H79ZM78 106V107H79ZM177 106V105H176ZM250 106V105H249ZM260 106V105H259ZM264 106V105H263ZM262 106V107H263ZM75 107V108H76ZM227 107H231V105L230 106H227ZM255 107H256V105H255ZM205 108H206V111L207 110H209L210 108H209V105H208V107H206L205 106ZM224 108V107H223ZM229 108H226V110L227 109H229ZM236 108V109H237ZM246 108H250V107H246ZM246 108H245V111H246ZM258 108V107H257ZM260 108H261V106H260ZM56 109H58V108H56ZM64 109H68V108H64ZM71 109V108H70ZM90 109V108H89ZM235 109V110H236ZM240 109V108H239ZM247 109V110H248ZM256 109V108H255ZM253 110L252 109V111H256L257 112V110H259V109H256V110ZM47 110V109H46ZM59 110V109H58ZM92 110V109H91ZM101 110V109H100ZM226 110L224 109V110H222L223 112L225 111L226 112ZM231 110H233L234 111V109H230V112H232ZM60 111V110H59ZM71 111H72V109H71ZM73 111H74V109H73ZM90 111V110H89ZM99 111V110H98ZM102 111V110H101ZM206 111L205 112H200V113H206ZM239 111V110H238ZM249 111V110H248ZM248 111H246L247 113H248ZM250 111H251V109H250ZM251 111V112H252ZM70 112V111H69ZM208 112V111H207ZM221 112V111H220ZM227 112H229V110L227 111ZM226 112V113H227ZM234 112H236L237 113V111H234ZM234 112H232V113H234ZM254 112H252V113H254ZM90 113V112H89ZM92 113V112H91ZM100 113V112H99ZM103 113V112H102ZM158 113H156V116H157V114ZM217 113V112H216ZM219 113V112H218ZM258 113V112H257ZM86 114H88V113H86ZM223 114V113H222ZM212 115V114H211ZM211 115H210V118H211ZM217 116H218V114H216ZM227 116V115H226ZM230 116V115H229ZM89 117V116H88ZM96 117H97V115H96ZM100 117H102V116H100ZM264 117V116H263ZM58 118V117H57ZM55 119V118H54ZM70 119V118H69ZM71 119H73V118H71ZM79 119V118H78ZM205 119V118H204ZM218 119H219V117H218ZM248 119V118H247ZM66 120V119H65ZM54 121V120H53ZM56 121H58V120H56ZM67 121H68V119H67ZM74 121V120H73ZM81 121V120H80ZM82 121H85V120H82ZM94 121V119L93 118H91L90 120H89V122L86 124V125H84L83 127H80V128H78L75 132H74V134L75 135H78V136H80V138L81 139H84V137L86 136V135H89L87 138L88 139H84L83 140V142H88V141H90L93 137L95 138V136H100V135H98V134H101V133H103V131L101 132V127L100 126H97V123L96 122H93ZM105 121H107V120H105ZM54 123V122H53ZM90 123V124H89ZM112 123V122H111ZM256 123V122H255ZM114 124V125H115ZM257 124V123H256ZM96 125V126H95ZM213 125V126H212ZM110 126V125H109ZM112 126V125H111ZM36 127V126H35ZM105 127V126H104ZM115 127V126H114ZM108 128V127H107ZM110 128V127H109ZM112 128V127H111ZM229 128V127H228ZM141 130H145L146 131V135L148 136V143H146V146H143V147H141V148H137L139 145H142V144H139L138 145V143H140L139 141L137 142V147H135V148H133L132 146H131V139L129 138L130 136V133L131 132H133V134L135 133V132H140ZM227 130H230V129H227ZM226 130V131H227ZM238 130V129H237ZM109 131H111V130H109ZM101 132V133H100ZM106 132H108V131H106ZM230 132V131H229ZM228 131H227V134L229 133ZM232 132H235V130L234 131H232ZM224 133H225V129H224V132H223V136H224V138L225 139H227L226 137H225V135H224ZM238 133H241V132H237V134ZM104 134V133H103ZM106 134V133H105ZM115 134V133H114ZM234 134V133H233ZM38 135V134H37ZM56 138V140H60L61 139V137H59V136H57L56 134H53ZM102 135V134H101ZM137 135V134H136ZM232 134H230L229 133V138H228V142H231L230 141V139H233L234 140V138H230V136H231ZM40 136V135H39ZM52 136V135H51ZM117 136V135H116ZM233 136V135H232ZM137 138H138V136H136ZM211 137V138H212ZM235 137V136H234ZM40 138V137H39ZM63 138V140H67L68 139V137L67 136H65V137H62ZM116 138V137H115ZM120 138V137H119ZM140 138V137H139ZM138 138V139H139ZM143 138V137H142ZM215 138V137H214ZM217 138V137H216ZM215 138V139H216ZM236 138V137H235ZM246 138V137H245ZM244 138V139H245ZM248 138V137H247ZM253 138V137H252ZM260 138V137H259ZM97 139V138H96ZM209 139V138H208ZM218 139H219V136H218ZM220 139H221V137H220ZM244 139H243V142H244ZM258 139V138H257ZM264 139V138H263ZM263 139L262 138H260V142L261 141H263ZM40 140V139H39ZM42 140V139H41ZM134 140V139H133ZM206 140V139H205ZM241 141H242V138L240 139ZM248 139H246V141H247ZM254 140H256V139H254ZM62 141V140H61ZM145 141V140H144ZM212 141V139L209 141V142H211ZM214 141V140H213ZM224 140H223V138H222V142H220V144L221 143H224L223 142ZM227 141V140H226ZM236 141V140H235ZM235 141L233 142V143H235ZM238 141V140H237ZM250 141V140H249ZM257 141V140H256ZM76 142V141H75ZM115 142H116V140H115ZM118 142V141H117ZM201 142V141H200ZM216 142H217V140H216ZM215 142V143H216ZM248 142V141H247ZM252 142H255V141H252ZM61 143V142H60ZM67 143V142H66ZM92 143V142H91ZM90 143V144H91ZM134 143V142H133ZM144 143V142H143ZM204 143H206V142H204ZM212 143V142H211ZM210 143V144H211ZM232 143V144H233ZM237 143V145L236 144H234V145H232V146H234V147H238V149H239V147L241 146L240 145V143H239V146H238V142H236ZM242 143V142H241ZM257 143V142H256ZM256 143H253V145L255 144V145H257ZM259 143V142H258ZM67 144H70V143H67ZM84 144H88V143H84ZM119 144V143H118ZM136 144V143H135ZM193 145H195L194 143H192ZM198 144H199V141H198ZM208 145H209V143H207ZM264 144V143H263ZM79 145V144H78ZM144 145H145V143H144ZM192 145V146H193ZM223 147H225L226 146V142H225V145H223V144H221ZM221 145H219V146H221ZM230 143H227V146H228V149L230 148ZM242 145H244V144H242ZM250 146L249 147V149H252V147H255V145L254 146ZM259 145H261V144H259ZM258 145V146H259ZM85 146V145H84ZM197 147H198V145H196ZM199 146H200V144H199ZM207 146V145H206ZM216 146V145H215ZM218 146V147H219ZM246 143H245V145L244 146H242L243 147V149H245L246 147ZM65 147V146H64ZM80 147V146H79ZM106 147V146H105ZM209 147H211V146H209ZM213 147V146H212ZM237 147L235 148V149H237ZM241 147V148H242ZM84 148V147H83ZM96 148H97V146H96ZM102 148V147H101ZM199 148V147H198ZM204 149L205 148V150H206V148L207 147H204V145H203V147H201V149ZM214 148V147H213ZM233 148V147H232ZM232 148H230V149H232ZM247 148H248V146H247ZM264 148V147H263ZM262 148V149H263ZM42 149V148H41ZM45 149V148H44ZM94 149V148H93ZM193 149V148H192ZM191 149V150H192ZM195 150H197L196 148H194ZM193 149V150H194ZM200 149V150H201ZM215 149V148H214ZM213 149V150H214ZM218 149H220V148H218ZM221 149H223V148H221ZM234 149V148H233ZM87 150V149H86ZM89 150V149H88ZM104 150V149H103ZM193 150H192V152H193ZM209 149H207L206 150V152H204V150H201V152H202V154H201V152L199 151V150H197V151H199L200 152V154L203 156V154L204 153H208L209 151H208ZM227 149H224V151H226ZM257 150V149H256ZM197 151L195 152V154H198L197 153ZM228 151V154H230V152L231 151H234V150H231L230 152H229V150H227ZM239 151V150H238ZM255 151V150H254ZM253 151V152H254ZM259 151V150H258ZM95 152H97V151H92V150H89V151H87L85 154H83V155H80V157L79 158H75V159H73V157H75L74 155H72V161L71 162H73V160L74 161H76V160H79V159H83V158H86V157H88V156H90V155H92V154H94ZM102 152V151H101ZM111 151H109V153H110ZM193 152V153H194ZM220 152V151H219ZM221 152H223V151H221ZM241 152V151H240ZM246 152H247V150H246ZM72 153H74L73 152V150H72ZM98 153V152H97ZM105 153V152H104ZM224 154H226L225 152H223ZM233 153V152H232ZM234 153H237L236 151L234 152ZM234 153H233V155H234ZM243 153V152H242ZM255 153H257V152H255ZM261 153H262V151H261ZM100 154V153H99ZM98 154V155H99ZM184 154V153H183ZM210 154V153H209ZM220 154H222V153H220ZM219 154V155H220ZM240 154V153H239ZM245 155L247 154V153H244ZM250 154H251V152H250ZM254 154V153H253ZM95 155V154H94ZM109 155V154H108ZM199 155V154H198ZM201 155H199L198 157V159H200V156ZM207 156H208V154H206ZM212 155H213V153H212ZM223 155V154H222ZM241 155H243V154H241ZM113 156V155H112ZM112 156L110 157V158H112ZM115 156H116V154H115ZM188 156V155H187ZM194 156V155H193ZM197 156V155H196ZM207 156H204V157H207ZM217 156V155H216ZM215 156V157H216ZM256 156H259V154L258 155H255V157ZM262 156V155H261ZM105 157V156H104ZM114 157V156H113ZM123 157V156H122ZM141 157H143L142 155H141ZM174 159H172V158ZM204 157H201V158H203L204 159ZM214 157V156H213ZM242 157V156H241ZM254 157V156H253ZM53 158H55V157H53ZM62 158V157H61ZM107 158V157H106ZM109 158V157H108ZM115 158V157H114ZM118 158V157H117ZM196 158V157H195ZM222 158V157H221ZM242 158H245V159H242L241 161H243V162H241L240 164H244V161L245 160H248V159H246V157L245 156H243ZM251 158H252V156L250 157V160H251ZM260 158V157H259ZM259 158H256L257 160L259 159ZM63 160H65V158H62ZM123 159V158H122ZM126 159V158H125ZM135 159H138V157L137 158H135ZM154 159V160H155ZM169 159V158H168ZM183 159H184V157H183ZM198 159H196V160H198ZM203 159H200V160H203ZM211 159H213V158H211ZM216 159H217V157H216ZM227 159V158H226ZM225 159V160H226ZM253 159V158H252ZM261 159V158H260ZM263 160H264V158H262ZM196 160H194V161H196ZM199 160V161H200ZM205 160H210V159H205ZM204 160V161H205ZM256 160V161H257ZM263 160H261V161H263ZM56 161V160H55ZM138 161V160H137ZM171 161H170V163H171ZM198 161V163H200ZM211 162L213 161V160H210ZM210 161H209V165H210ZM219 160H217V162H218ZM222 161V160H221ZM255 161V160H254ZM255 161V162H256ZM59 162H61V161H59ZM81 162V161H80ZM167 162H169V161H167ZM190 162V161H189ZM188 162V163H189ZM202 162V161H201ZM225 162V161H224ZM249 162V161H248ZM250 162H252V161H250ZM85 163V162H84ZM151 163H153V162H151ZM155 163V162H154ZM153 163V164H154ZM180 163V162H179ZM178 163V164H179ZM196 163V162H195ZM206 163V162H205ZM215 164H216V169L219 167L218 165L220 164L221 165V163H216V161L214 162ZM254 163V162H253ZM261 163V162H260ZM264 163V162H263ZM65 164V163H64ZM129 164V163H128ZM135 164V163H134ZM146 164H147V162H146ZM158 164V163H157ZM162 164H165V163H162ZM182 165H184L183 163H181ZM202 164H203V162H202ZM201 164V166H203V165H205V164H203L202 165ZM208 164V163H207ZM215 164H213V170H216L214 167V165ZM218 164V165H217ZM225 163H223L222 164V166H225L226 167V164L224 165ZM228 164V163H227ZM246 164V163H245ZM244 164V165H245ZM256 164V163H255ZM255 164H252V165H255ZM66 166H67V164H65ZM73 165H75V164H73ZM111 165V164H110ZM132 165V164H131ZM170 165L171 164H169L168 166L170 167ZM195 165V164H194ZM243 165V166H244ZM133 166V165H132ZM132 166H131V168H132ZM151 166V165H150ZM149 166V167H150ZM154 166H155V164H154ZM185 166V165H184ZM184 166H181L182 168L181 169H184L183 167ZM195 166H197V165H195ZM200 166V165H199ZM206 166V165H205ZM247 166V165H246ZM256 166V165H255ZM258 166H260L259 164H258ZM262 166H263V164H262ZM69 167V166H68ZM108 167V166H107ZM107 167H104V168H107ZM110 167V166H109ZM113 166H111V168H112ZM127 167V166H126ZM152 167V166H151ZM157 167H159V166H157ZM165 167V166H164ZM241 167V166H240ZM245 167V166H244ZM243 167V168H244ZM253 167V166H252ZM71 168V167H70ZM74 168V167H73ZM88 168V167H87ZM128 168V167H127ZM155 168H156V166H155ZM173 168V167H172ZM185 168H188V167H185ZM195 168H197V167H195ZM220 168H221V166H220ZM254 168V167H253ZM258 168V167H257ZM81 169V168H80ZM90 169V168H89ZM92 169V168H91ZM90 169V170H91ZM108 169V168H107ZM106 169V171H108ZM150 169V168H149ZM152 169V168H151ZM157 169H159V168H157ZM170 169V168H169ZM198 169V168H197ZM219 169V168H218ZM260 169V168H259ZM262 169V168H261ZM264 169V168H263ZM72 170H74V169H72ZM82 170V169H81ZM85 171H86V169H84ZM83 170V171H84ZM99 170V169H98ZM97 170V168L95 169V168H93L92 169V173L91 174H94V176L95 175H97V174H99L100 173V171H98ZM101 170V173H102V170H103V172H105L104 171V169H100ZM200 170V169H199ZM222 170V169H221ZM220 170V171H221ZM224 170V169H223ZM239 170V169H238ZM243 170V169H242ZM253 170V169H252ZM252 170H250V172L252 171ZM87 171L88 172H90L88 169H87ZM86 171V172H87ZM157 171V170H156ZM160 171V170H159ZM167 171H170V170H168L167 169ZM175 171H176V169H175ZM184 171V170H183ZM185 171H186V169H185ZM187 171H189V170H187ZM191 171H193V170H191ZM225 171H226V169L224 170V172L223 171H221V172H223V173H225ZM245 171V170H244ZM158 172V171H157ZM195 172V171H194ZM220 172V173H221ZM250 172H248L247 171V173H250ZM75 173V172H74ZM79 173V172H78ZM109 173V172H108ZM112 173V172H111ZM139 173V172H138ZM142 173V172H141ZM146 173H147V171H146ZM145 173V174H146ZM152 173V172H151ZM176 173V172H175ZM175 173H174V175H175ZM178 173V172H177ZM190 173V172H189ZM210 173V172H209ZM212 173H213V171H212ZM214 173H216V172H214ZM233 173V172H232ZM235 173H238L237 172V170H236V172ZM239 173H241V170H240V172ZM243 173V172H242ZM82 174H84V173H82ZM90 174V175H91ZM135 174V173H134ZM153 174V173H152ZM161 174V173H160ZM168 174H170V173H168ZM183 174H186V173H184L183 172ZM192 174V173H191ZM222 174V173H221ZM227 173H225L224 175H226ZM110 175V174H109ZM133 175V174H132ZM181 175V174H180ZM179 175V177L180 178H182L183 176H180ZM190 175V174H189ZM214 175V174H213ZM217 175V174H216ZM228 175V174H227ZM233 175V174H232ZM242 175V174H241ZM248 175H251V176H262V175H264V171L262 170L261 172L259 171L258 173L256 172V170H255V172L253 171V173L251 172V174H248ZM85 176V175H84ZM93 176V177H94ZM108 176V175H107ZM106 176V177H107ZM145 176V175H144ZM147 176V175H146ZM151 176V175H150ZM153 176V175H152ZM178 176V175H177ZM188 175H186V177H187ZM194 177H195V175H193ZM237 176V175H236ZM240 176V175H239ZM104 177V176H103ZM110 177V176H109ZM159 177H160V175H159ZM211 178H212V176H210ZM215 177H217V176H215ZM220 177H222V176H220ZM234 177V176H233ZM246 177V176H245ZM262 177H264V176H262ZM95 178V177H94ZM93 178V179H94ZM100 178V177H99ZM105 178V177H104ZM129 178V177H128ZM144 178H146V177H144ZM154 178V177H153ZM161 178V177H160ZM159 178V179H160ZM171 178V177H170ZM173 178V177H172ZM188 178H189V176H188ZM219 178V177H218ZM230 178V177H229ZM97 179V178H96ZM115 179V178H114ZM117 179V178H116ZM147 179V178H146ZM214 179V178H213ZM223 179V178H222ZM235 179V178H234ZM260 179V178H259ZM101 180V179H100ZM134 180V179H133ZM162 180V179H161ZM160 180V181H161ZM166 180V179H165ZM174 180H176V178L174 179ZM173 180V181H174ZM203 179H201V181H202ZM210 179H207L206 181H209ZM224 180H225V178H224ZM144 181V180H143ZM152 181V180H151ZM195 183H197V181L194 179L193 180ZM204 181H205V179H204ZM218 181V180H217ZM220 181H222V180H220ZM232 181V180H231ZM170 182H172V181H170ZM210 182V181H209ZM215 182V181H214ZM226 182H227V180H226ZM259 182L261 183L262 182V179H260L259 180ZM116 183H118V182H116ZM163 183V182H162ZM161 182H160V184H162ZM181 183V182H180ZM184 182H182V184H183ZM198 183H200V182H198ZM210 183H212V181L210 182ZM233 183V182H232ZM175 184H177V183H175ZM186 184V183H185ZM188 184V183H187ZM209 184V183H208ZM213 184V183H212ZM215 184V183H214ZM122 185V184H121ZM178 185V184H177ZM176 185V186H177ZM189 185H190V183H189ZM196 186H194V187H197V189L200 187V185H199V187L197 186V184H195ZM246 185V184H245ZM253 185V184H252ZM98 186V185H97ZM137 186V185H136ZM135 186V187H136ZM139 186V185H138ZM150 186V185H149ZM162 186H163V184H162ZM176 186H175V188H176ZM206 186H208V185H206ZM210 187H209V189H208V195H210L211 197L210 198H212V202L214 201V199H215V196L217 195V190H215L216 189V187L214 188L213 187V185H209ZM130 187V185L128 186V188ZM135 187L133 188L132 187V190L133 189H135ZM186 187V186H185ZM192 187V186H191ZM202 187V186H201ZM234 187V186H233ZM119 188V187H118ZM157 188V187H156ZM162 188H164V187H162ZM167 188V187H166ZM166 188H165V190H166ZM170 190H167V191H169V197H168V201H167V203L165 202V204L167 205V214H166V217H168V218H172V219H177L178 221H179V223H183V225H185L184 223V218L182 217V214H181V209H183L182 208V204L180 205L177 201H176V197H175V191L173 192V186L171 187V185H170ZM207 188V187H206ZM228 188H230V186L228 187ZM188 189V188H187ZM191 189V188H190ZM201 189V188H200ZM200 189H198V190H200ZM243 189H245V190H249L250 192H245L244 194H242L241 195V193H239L240 195H241V198L239 199V200H237L238 201V203L236 204L237 206H239V209H238V213L237 214H239L238 215V222L240 223H242L243 221H242V219H244V218H248V213L250 212L251 213V211L250 210H252V209H255V211H257L256 212V215H251L250 217H249V219H252V217H253V219H255L254 221H256V222H259L260 223V221L262 220V219H264V216H263V214H264V209H263V206H261V204H260V202H258V200H259V197L258 196H256L255 194H253L254 192H256V191H260V189L261 188H256L254 191H251V190H253V188L252 187H243ZM180 190V189H179ZM203 190V189H202ZM206 189H205V187H204V191H205ZM138 191V190H137ZM149 192H150V189L148 190ZM164 191V190H163ZM135 192V191H134ZM140 192V191H139ZM148 192V193H149ZM178 192V191H177ZM237 192H239V191H237ZM136 193H138V192H136ZM161 193V192H160ZM180 193V192H179ZM220 192H218V194H219ZM42 194V193H41ZM132 194H134V193H132ZM163 194V193H162ZM165 194V193H164ZM167 194V193H166ZM177 194V193H176ZM204 194V193H203ZM222 195H226V193H221ZM165 196V195H164ZM177 196H179V195H177ZM217 197V196H216ZM126 199H127V197H125ZM178 198V197H177ZM201 198V197H200ZM261 198V197H260ZM124 199V198H123ZM163 199V198H162ZM207 199V198H206ZM166 200V199H165ZM164 200V201H165ZM208 200H210L211 201V199H208ZM116 201V200H115ZM202 201V200H201ZM260 201H263V200H261L260 199ZM209 202V201H208ZM219 201L217 200V203H218ZM211 203V202H210ZM222 203V201H220V204ZM199 204H200V202H199ZM198 204V205H199ZM211 204H214V203H211ZM210 204V205H211ZM201 205V204H200ZM222 205V204H221ZM118 206V205H117ZM196 206V205H195ZM164 207V206H163ZM203 207V206H202ZM201 207V208H202ZM215 207V206H214ZM235 207V206H234ZM240 207H241V209H240ZM120 208V207H119ZM119 208H117V209H119ZM197 208V207H196ZM198 208L199 209H201L199 206H198ZM197 208V209H198ZM88 209V208H87ZM215 210H216V208H215ZM215 210H214V212H215ZM114 211H115V209H114ZM114 211H113V213H114ZM162 211V210H161ZM161 211H159L158 213H160ZM249 211V212H248ZM253 211V210H252ZM152 212V211H151ZM157 212V211H156ZM254 212V211H253ZM111 213V212H110ZM118 213L120 214V212L118 211ZM123 213V212H122ZM115 214H117V213H115ZM162 214V213H161ZM110 215H112V214H110ZM148 215V214H147ZM248 215V216H247ZM124 217V216H123ZM143 217V216H142ZM155 216L151 213L150 214V217H148V218H154ZM120 218V217H119ZM135 218V217H134ZM87 219V218H86ZM115 219H117V218H115ZM122 219V218H121ZM121 219H120V221H121ZM258 219V220H257ZM111 220H112V218H111ZM149 220H151V219H149ZM154 220V219H153ZM152 220V221H153ZM86 221H88V220H86ZM117 221H119V220H117ZM114 222V221H113ZM165 222V221H164ZM168 222V221H167ZM88 223V222H87ZM141 224L142 223H144V222H140ZM169 223V222H168ZM240 223V224H241ZM144 225V224H143ZM255 225V224H254ZM115 226H116V224H115ZM124 225H122V227H123ZM127 226V225H126ZM142 226V225H141ZM145 226V225H144ZM110 227V226H109ZM113 227V226H112ZM125 227V226H124ZM140 227V226H139ZM145 227H147L148 228V226H145ZM249 227V226H248ZM111 228V227H110ZM135 228V227H134ZM125 229H126V227H125ZM153 229V228H152ZM110 230V229H109ZM116 230V229H115ZM138 230V229H137ZM149 230V229H148ZM152 231V230H151ZM114 232V231H113ZM121 232V231H120ZM119 232V233H120ZM129 232V231H128ZM127 232V233H128ZM115 233V232H114ZM113 233V234H114ZM142 233V232H141ZM147 233V232H146ZM149 233V232H148ZM151 233V232H150ZM162 233V232H161ZM109 235V234H108ZM114 235H118L117 233H115ZM110 236H112V234H110ZM119 236V235H118ZM151 236V235H150ZM162 236V235H161ZM115 237V236H114ZM155 237V236H154ZM119 238V237H118ZM78 239V238H77ZM151 239H152V237H151ZM152 241V240H151ZM198 241V240H197ZM169 243V242H168ZM170 244V243H169ZM172 244V243H171ZM170 244V245H171ZM197 244V243H196ZM129 245V244H128ZM152 245V244H151ZM43 246H45V245H43ZM130 246V245H129ZM128 246V247H129ZM136 246V245H135ZM141 246V245H140ZM178 246V245H177ZM61 247V246H60ZM263 247V246H262ZM44 248V247H43ZM78 248H80V247H78ZM77 248V249H78ZM42 249V248H41ZM81 249V248H80ZM79 249V250H80ZM129 249V248H128ZM133 249V248H132ZM57 250V249H56ZM82 250V249H81ZM187 250H189V249H187ZM77 251V250H76ZM151 251V250H150ZM43 252V251H42ZM200 252V251H199ZM45 255H42V256H33V255H30V258L28 259V260H26V264H52V260H53V255H51V254H49V253H47L46 251H45ZM81 253V252H80ZM146 253V252H145ZM148 253V252H147ZM103 254V253H102ZM105 254V253H104ZM114 254V253H113ZM112 254V255H113ZM72 256V255H71ZM73 256L75 257V255L73 254ZM72 256V258L74 259V257ZM76 256H78L77 254H76ZM104 256H106V255H104ZM108 256H109V254H108ZM114 256V255H113ZM124 256V255H123ZM176 256V255H175ZM102 257V256H101ZM110 257V256H109ZM106 258V257H105ZM104 258V259H105ZM142 258V257H141ZM72 259V260H73ZM110 259V258H109ZM108 259V260H109ZM55 260H56V258H55ZM85 260V259H84ZM107 260V259H106ZM122 260V259H121ZM143 260V259H142ZM54 261V260H53ZM59 261V260H58ZM57 261V262H58ZM90 261H92V258H91V260ZM56 262V263H57ZM60 262V261H59ZM87 262V261H86ZM85 262V263H86ZM95 262V261H94ZM107 262V261H106ZM138 262H141V261H138ZM102 264V263H101ZM110 264V263H109ZM167 264V263H166Z\"/></svg>",
  "mask_w": 264,
  "mask_h": 264
},
{
  "label": "snow or ice",
  "instance_id": "obj_3",
  "mask_svg": "<svg viewBox=\"0 0 264 264\" xmlns=\"http://www.w3.org/2000/svg\"><path fill=\"white\" fill-rule=\"evenodd\" d=\"M59 2L62 3V6L65 8H68L70 11H77L75 7V0H59ZM71 6V7H69ZM144 22H147L146 17H141L139 20L140 26ZM122 27L128 28L129 34H134L133 26L131 25H124ZM111 35V33H106ZM125 36V33L123 32H116L115 37L113 39V43H116L121 37ZM159 47V45H157ZM191 69L188 70L187 74H190ZM132 72H129V75H132ZM166 77H171L170 81H166V84L170 82H179L181 79L179 75V66L176 68L171 69L168 73L165 74ZM152 81L155 80V77L151 78ZM159 90V87H154L150 91H144L143 94L151 96L154 95L156 91ZM229 91L232 93V104H247L252 105L254 103V100H244L242 97H244L247 93V89L241 87L239 84H233L229 86ZM201 99H207L206 97H201ZM256 103H260V101H255ZM223 107L225 105H221L219 108L216 107V105L213 102H209V108L211 109L212 113L218 112L220 110H223ZM171 114V115H170ZM204 113H198L193 110V108L190 105H187L185 107L179 108V109H165L163 112L158 113L155 118V124L158 127H179V128H186V129H192V130H201L206 126ZM210 118V116H209ZM241 154L237 153L234 156L228 157V164L226 166V171L233 172L234 170H238L240 167L241 162ZM253 165H249L247 168H245V171L249 170Z\"/></svg>",
  "mask_w": 264,
  "mask_h": 264
},
{
  "label": "crops",
  "instance_id": "obj_4",
  "mask_svg": "<svg viewBox=\"0 0 264 264\" xmlns=\"http://www.w3.org/2000/svg\"><path fill=\"white\" fill-rule=\"evenodd\" d=\"M5 253H6V251H5ZM0 255H1V256H2V255L5 256L4 253H2V252L0 253ZM16 260H17V259H14L13 261L10 260V261L15 262Z\"/></svg>",
  "mask_w": 264,
  "mask_h": 264
}]
</instances>
